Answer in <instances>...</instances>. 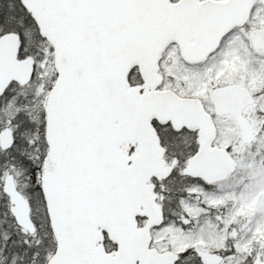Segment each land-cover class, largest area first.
Listing matches in <instances>:
<instances>
[{"label":"snow or ice","instance_id":"obj_1","mask_svg":"<svg viewBox=\"0 0 264 264\" xmlns=\"http://www.w3.org/2000/svg\"><path fill=\"white\" fill-rule=\"evenodd\" d=\"M0 264H264V0H0Z\"/></svg>","mask_w":264,"mask_h":264}]
</instances>
